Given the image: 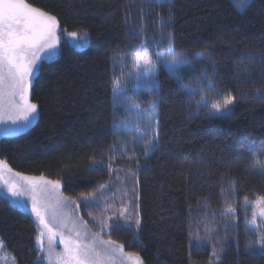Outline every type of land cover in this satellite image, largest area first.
<instances>
[{
    "label": "trees",
    "instance_id": "trees-1",
    "mask_svg": "<svg viewBox=\"0 0 264 264\" xmlns=\"http://www.w3.org/2000/svg\"><path fill=\"white\" fill-rule=\"evenodd\" d=\"M27 2L55 15L63 34L87 31V45L63 38L58 53L39 63L29 88L36 120L0 137L1 161L25 176L62 179L63 193L75 197L94 189L112 166L131 169L139 216L133 250L143 264H208L215 256L216 264H264V256L245 251L256 236L244 205V197L264 196V0H251L243 14L231 0ZM161 33L162 51L170 38L191 62L184 83L195 88L212 80L214 87L189 96L160 67L158 91L139 95L143 105L156 102L158 146L133 158L120 145L111 148L117 140L113 80L142 40L155 59L151 43ZM203 96L213 102L231 96L230 117L205 118L206 108L196 115ZM4 197L3 248L15 264H45L32 214ZM229 207L235 211L227 214ZM213 212L228 225L226 236L217 245L196 241L195 223Z\"/></svg>",
    "mask_w": 264,
    "mask_h": 264
},
{
    "label": "snow or ice",
    "instance_id": "snow-or-ice-1",
    "mask_svg": "<svg viewBox=\"0 0 264 264\" xmlns=\"http://www.w3.org/2000/svg\"><path fill=\"white\" fill-rule=\"evenodd\" d=\"M233 6L238 12L243 14L251 4V0H231ZM163 20H161V28L165 27ZM59 28V21L55 15L44 12L42 9L36 8L29 4L27 0H0V98L4 95L5 88L8 89L10 101L15 97H19L22 104L20 105L23 111V120L25 123H30L29 114L36 112L37 105L31 103L28 99L29 87L31 78L34 72L38 71V61L41 59L40 54L45 53L48 56H54L58 53L57 45L60 43V37L57 34ZM171 34H169L170 37ZM66 37H71L69 41L73 46L77 48H83L87 45V31H72L65 32ZM150 46L147 41L142 40L138 45L139 51H137L133 57V65L137 69L135 73H129L128 78L134 79L136 83L133 85L135 89L143 87L149 93L158 91L159 89V71L162 67L184 90L189 96L194 95L197 91L203 90L204 87H214L212 80H207L203 86L197 85L192 87L191 84L184 83V71L191 70V62L185 57L183 53H177L174 43L169 38L167 48H163V33H161V39H153L151 48L155 52L156 60L152 59V52L149 50ZM200 59L203 56L197 54ZM141 77L143 82L141 83ZM129 88L128 85L122 84L119 79L114 78L112 95H113V107H126L129 111H135L136 117L132 118V123L129 121H121L115 123L114 128L117 134L116 144L112 145L113 151L117 150V146L120 145L119 150L123 153L127 151V144L125 140L119 135L122 131L127 133L135 131L136 136L128 137L132 143H136L137 139L144 140L145 137L151 136V140H147L144 143L145 152L147 157L149 152L155 151L158 146L156 141L158 140V132L154 129V116L156 109V102L153 100L147 108H142L138 104H130L131 97L127 96ZM233 104V98L231 96L225 97L222 102L215 101L209 106V98L206 96L201 97L196 101L197 113L199 115L200 108H206L207 112L205 118H228L231 115V105ZM8 119H13L12 116H8ZM4 119V116L0 114V121ZM15 119H21L17 116ZM116 119V113L114 112V121ZM138 120L143 121L142 127H135V123ZM15 124V120H13ZM18 128L5 127L4 134H15ZM131 159V157H129ZM4 166V162L0 161V167ZM134 175V174H133ZM43 181L44 185H51L56 188L60 185V181L45 180L43 177L39 178ZM7 183V181H5ZM35 188L31 187L28 191H34ZM42 190H47L46 188ZM8 191L13 197H21L26 194L23 190H18L16 185H10ZM7 198V197H4ZM245 205L251 204L253 208V220L258 216L264 218V196H258L254 202H249L247 197H244ZM17 206H25V202L16 199L13 201ZM235 210L229 207L228 213H232ZM32 212H34L49 233V248H48V260L51 264L55 255L57 264H114V253L119 251L123 254V245H117L114 241H98V234L92 235L90 241H86L85 237L87 232L81 233L77 229L75 222L72 223L69 228L70 233H74L75 239L69 236L68 239L62 238L64 244L63 252L55 253L51 247V241L55 237L56 232L51 225L45 219V216L41 213L40 208L37 207L35 197H33ZM139 224V220L136 221ZM116 226H119L117 223ZM62 227H67L66 224ZM256 228L259 225L255 226ZM44 232L40 233L39 239L42 241ZM253 235L256 236V242L251 240L245 246V251L252 255L264 256V232L254 231ZM0 241V246H2ZM97 243L107 245L103 251L97 249ZM43 249V244L41 243ZM112 250V254H109L108 249ZM128 257L131 259L135 257L136 264H142V261L138 253H128ZM217 259H219L217 257Z\"/></svg>",
    "mask_w": 264,
    "mask_h": 264
},
{
    "label": "rangeland",
    "instance_id": "rangeland-1",
    "mask_svg": "<svg viewBox=\"0 0 264 264\" xmlns=\"http://www.w3.org/2000/svg\"><path fill=\"white\" fill-rule=\"evenodd\" d=\"M57 34L60 37V42L63 38H66L68 41L72 40L71 37H66L59 28L57 30ZM59 45L60 43L57 45L58 50ZM40 56L41 59L37 62L38 65L42 60H48L53 57L48 56L45 53H41ZM155 60L156 58L153 59V61ZM117 68L119 70L117 79H119L122 84L126 83L128 85L129 90L127 92V96L131 97L129 103L138 104L142 108H147L148 105H143L142 100L139 97L140 89L144 88L141 87L140 89H135L133 85L136 81L128 78L129 73H135L137 71L133 65V57L128 61L122 60V62L118 64ZM35 74L36 72H34L31 78V83ZM142 82L143 77H141V83ZM212 102L213 101H209V106ZM21 104L22 101H20L18 96L15 97L14 100L10 101L8 89L5 88L4 95L0 98V114L4 116V119L0 121V137L5 135V127L18 128L19 130L17 132H20L27 129L36 120L37 112L30 113V123H25L22 118L24 113L20 107ZM156 113L155 109V131L157 124ZM116 114L117 121H115V123L129 121L130 124L132 123V118L137 115L135 111H129L126 107H117ZM8 116H12L13 119H8ZM17 116H20L21 119H15ZM13 120H15V124L13 123ZM142 125V120H138L135 123V127H142ZM136 135L137 133L134 130L127 133L122 131L120 133V136L127 144L128 150L125 152L133 158L140 153L141 149L145 150L144 143L147 140L152 139L151 136H147L144 140L137 139L136 143H132L128 137ZM144 157L146 156L144 155ZM40 177H43L45 180H58L60 181V185L56 188H53L51 185L45 186L43 181L39 179ZM5 181H7V183H5ZM13 184L16 185L18 190L25 191L26 194L21 197H13L8 191V187ZM62 185L63 180L59 178H50L46 176H25L13 172L5 165V163L3 167H0V194L7 197V199L13 204H15L13 201L16 199L24 201L25 206L19 207L29 211L35 220L37 228L36 244L40 251L41 261L45 264H49V233L46 229H44L36 214L32 212L33 197H35L37 207L40 208L41 213L45 216L47 222L56 232L55 237L51 241V247L54 250V254L63 252L64 244L61 242L62 238L68 239L71 235V237L75 239L74 233L69 232V228H71L72 223L75 222L77 229L82 234L85 232L88 233L85 237L86 241H90L92 239V235L98 234V241L111 240L116 242L117 245H123V254L119 251L114 253V264H136L135 257H132L131 259L128 257V253H137L133 250V236L138 226L136 221L139 220L135 191V173L131 169L124 166H112L107 175L97 184V186H95L94 189L84 193H79L76 197L64 194ZM31 187H34L35 190L28 191ZM44 188L47 190H42ZM245 208L251 210V215L246 219L248 226L252 228L253 232H264V218H260L258 216L255 220H253V208L251 204L247 206L245 205ZM226 212L228 214V209ZM219 214L224 215L223 212H220ZM198 220L199 223H195L197 229L193 235V239L196 241L208 242L210 244L217 245L222 241L224 236H226L228 225H220V218L215 212L208 213L205 218ZM117 223L119 226H116ZM64 224H66L67 227H62ZM256 225H259V227L256 228ZM42 231L44 232V235L41 241L39 237ZM130 232H132V234L130 240H128L127 236ZM41 243L43 244V249L41 248ZM105 248H108V246L97 243L98 250L103 251ZM218 250L219 247L213 246V253H217ZM108 252L109 254H112V250L110 248L108 249ZM0 264H15L12 255L3 248V245L0 246ZM51 264H57L55 255ZM208 264H216V256L211 258Z\"/></svg>",
    "mask_w": 264,
    "mask_h": 264
}]
</instances>
